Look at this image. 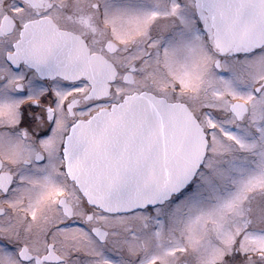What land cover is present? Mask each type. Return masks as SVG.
<instances>
[{"label": "snow or ice", "instance_id": "6c2138e0", "mask_svg": "<svg viewBox=\"0 0 264 264\" xmlns=\"http://www.w3.org/2000/svg\"><path fill=\"white\" fill-rule=\"evenodd\" d=\"M0 264H264V0H0Z\"/></svg>", "mask_w": 264, "mask_h": 264}]
</instances>
